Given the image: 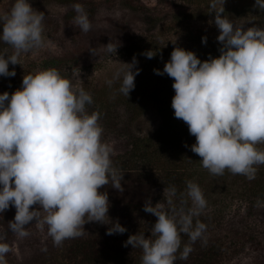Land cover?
I'll list each match as a JSON object with an SVG mask.
<instances>
[{"label":"clouds","instance_id":"clouds-1","mask_svg":"<svg viewBox=\"0 0 264 264\" xmlns=\"http://www.w3.org/2000/svg\"><path fill=\"white\" fill-rule=\"evenodd\" d=\"M224 4L225 0H209L220 30V55L201 60L195 51L177 45L164 68L154 71L173 78L174 115L196 137L191 150L202 158L203 167L216 175L227 169L254 179L257 165L264 164V150L257 147L264 143V26L245 29L225 14ZM253 7L264 12V0H255ZM73 8L75 24L88 32L92 24L84 6L75 3ZM45 16L31 0H13L11 8L0 13V42L13 49L0 50V76H15L9 63H20L22 53L45 46ZM119 44L110 41L104 51L115 55ZM89 51L99 54L95 47ZM143 54L152 58L156 52ZM137 63L135 56L124 62L107 83L119 81L118 91L129 96L141 70ZM93 102L89 91L55 67L27 72L21 87L11 94L0 92V214L15 206L8 226L18 237L30 234L26 226L33 221L41 228L47 225L57 246L83 235L84 225L91 221L109 224L108 234L127 231L110 217L109 194L100 190L111 184L123 192L124 171L113 162V145L102 139L99 111L87 110ZM165 192V202L153 204L149 197L144 203V211L157 217L151 235L136 232L124 241V246L142 249V264L187 259L193 249L189 243L181 250L182 233L191 242L206 239L207 225L195 219L207 206L200 185L187 181L182 201L187 204L190 199L187 210H169L175 185ZM36 204L39 207H30ZM12 250L0 233V264H8L6 254Z\"/></svg>","mask_w":264,"mask_h":264},{"label":"trees","instance_id":"trees-1","mask_svg":"<svg viewBox=\"0 0 264 264\" xmlns=\"http://www.w3.org/2000/svg\"><path fill=\"white\" fill-rule=\"evenodd\" d=\"M57 1L70 7L66 27L68 29L76 28L77 33L83 34L82 36L77 34L72 36V44L78 47L81 46V41L96 44H107L110 41L116 43L118 38H121L119 36H122L125 44L122 43L123 47L127 48L137 44L141 35L137 33L132 24L113 19L109 22L111 28L107 30L84 32L74 21V17L77 15L73 8L75 3H81L84 6L92 26L93 23L99 22L97 16L102 8L114 7L120 4L143 16V35L153 32L167 17L174 22H181L185 18H190V12L193 11L192 5L194 4H199L201 6L200 10L205 11L208 15L215 16L214 12H210L209 0H162L160 6H150L144 0ZM226 1L229 3L224 6L225 14L230 18L249 16L256 19L264 18V12L253 7L255 0ZM4 44L0 42V48ZM122 44L119 45L122 46ZM220 46V42L215 43L214 47L217 52L214 56L220 55ZM76 52L77 48L70 50L67 54L45 57L42 60V67L44 69L55 67L60 70L68 64L72 63L73 65L83 62L86 58H79L80 55ZM22 80L23 75L19 74L0 76V92L7 90L11 94L22 86ZM137 82L139 81L137 80ZM157 83L158 86L153 88L154 91L151 93L144 88V81L140 84L135 82V88L130 91L129 96L119 91L116 92L118 94L116 97L118 96V100L126 107L128 113L123 121H120V124H113V122L119 123V120L116 119L114 112L111 110L113 105L106 103V100H104V120L107 123L104 124V128L117 126L116 129L119 134L125 138L127 148L124 152L112 156L114 164L124 171V179L122 180L124 191L120 192L111 184L102 186L100 190L107 191L109 194V212L119 213L114 216L110 214V217L113 221L118 219L122 225L126 226L127 231L108 234L106 230L110 227L109 224L91 221L84 225L83 235L66 239L61 245L57 246L53 243L51 236L43 239L41 230L33 222L26 226L30 234L24 237L30 247L29 256L26 260L16 262L12 257L14 256L12 251L15 249V242L20 237L13 233L8 226L9 221L14 219L16 213V208L12 205L0 214V233L6 236L7 242L10 243L13 249L6 254L8 264H142V249L133 248L130 244L124 246V241L127 240L130 234L136 232H145L146 236L151 235V226L155 223L157 217L144 211V203L151 196L152 189L159 186L167 188L170 185H175L177 193L173 197V205L168 206L169 210L172 207L177 210L183 207L187 210L191 206L190 199H188L187 204L182 203L186 199L187 181L192 178L185 171L182 162L187 159L188 155L184 151L185 145L194 142L196 137L190 134L187 123L174 115L172 107V98L175 94L172 87L173 78L168 75L157 81ZM104 99H107L110 103L112 102L110 95ZM149 101L155 105L161 123L153 135H138L132 128V121L143 113ZM102 108H97L96 111L100 113ZM262 178L264 179V172ZM258 183L253 188L246 216L244 215L242 218H247L250 215L256 201H264V180L258 181ZM238 214L240 215V211ZM235 217V215H232L230 220H227L221 212L204 209L200 216L195 219H199L207 225L204 234L206 239L191 242L189 236L182 233L181 250L185 244L189 243L192 244L193 250L187 259H178L176 264H220V259L229 246L226 241L222 239L220 241L216 236L224 233L229 228V222L235 224L233 222ZM245 226L252 227L247 224ZM249 229L251 230V228ZM238 245H240L239 241Z\"/></svg>","mask_w":264,"mask_h":264},{"label":"rangeland","instance_id":"rangeland-1","mask_svg":"<svg viewBox=\"0 0 264 264\" xmlns=\"http://www.w3.org/2000/svg\"><path fill=\"white\" fill-rule=\"evenodd\" d=\"M150 6L162 5V0H144ZM234 1V0H232ZM229 3L225 0L224 6ZM13 0H0V13L11 8ZM32 6L40 11L45 12L44 20V34L46 44L44 47L35 49L28 53H22L20 56V63H9V69H15L16 74L23 75L27 72L35 73L44 70L42 67V60L45 57L67 54L70 50L77 48L79 58H86L81 63L68 64L66 67L60 69V73L64 76L70 77L76 86H82L89 91L93 96V103L88 105L89 113L96 111L97 108H102L100 112V123L103 126L102 139L113 145L115 155L122 153L127 148L125 145L124 136L119 134L116 127L104 128L107 124L104 120V100L106 103L112 104V112L116 117L117 122L113 124H120L123 118L128 115L126 107L118 100L119 81H114L109 85L107 81L112 79L117 69L124 66V62H131L135 56L138 63L135 67L141 69L135 77L136 83L144 81V88L150 93L154 91L153 88L158 86L157 81L168 76L167 73L163 75L157 74L154 69H163L165 63L170 59L171 52L175 46H181L185 49L193 50L203 59H208L214 56L215 43L219 42L217 36L219 28L214 23V17L208 15L205 11L200 10L199 4L192 5L190 18H185L181 22H174L170 19H165L161 25L155 28L153 32L148 35H143L144 28L143 16L134 12L120 4L114 7H104L100 10L97 19L98 23H93L90 30L104 31L111 28L109 22L113 19L120 22L132 24L137 33H140V39L134 46L125 45L121 38H118L116 43L122 44L118 46L117 53L110 54L104 51L105 44L89 43L88 41H81V46L72 44L73 34L82 36V33H77L76 28L68 29V12L70 7L58 2L57 0H31ZM159 4V5H158ZM238 24L243 23V27H251L253 25L264 26V18L256 19L253 16L235 18ZM76 30V31H75ZM207 37V41L202 42V37ZM85 40V39H84ZM90 47H95L98 50V55H93ZM7 48L9 53L13 51L10 45L4 44L0 50ZM156 52L152 58H148L143 53L146 50ZM79 73V75H78ZM137 80L139 82H137ZM138 91V89H136ZM112 102H108L106 98L109 96ZM106 96V97H105ZM114 101V102H113ZM147 107L132 121V128L134 132L142 136H151L156 133L160 126L161 118L155 105L149 101ZM115 119V120H116ZM189 143L185 145V152H187V159L183 160L182 164L185 171L188 173L191 181L200 185L207 200L206 210H215L221 212L230 220V216L235 215L233 222L228 223V229L222 234H217V239L224 240L228 243V250L224 252L220 259V264H264V201L258 205L257 201L255 207L250 211L247 218L246 210L249 208L251 194L253 188L262 180L264 172V164L257 165L258 172L254 179H248L242 174H233L230 170H225L223 175H216L203 167L201 157L191 150ZM258 148L264 150V143L257 145ZM156 191V192H154ZM167 193H164V187L159 186L152 189L151 200L153 204L157 201L165 202ZM33 208L39 207L38 204L32 205ZM239 209V210H238ZM245 209V210H244ZM240 211V215L238 214ZM113 216L119 213L114 211L109 212ZM34 222V221H33ZM36 225L42 232L43 239L49 238L47 225L41 228L37 222ZM245 224L252 226H245ZM217 241V240H215ZM238 241L240 245L237 246ZM237 243V244H236ZM30 247L26 239L19 238L15 242V249L13 259L16 262L26 260L29 256ZM222 252V253H223Z\"/></svg>","mask_w":264,"mask_h":264}]
</instances>
